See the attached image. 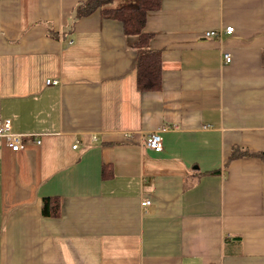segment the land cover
I'll return each mask as SVG.
<instances>
[{"label":"crops","instance_id":"crops-1","mask_svg":"<svg viewBox=\"0 0 264 264\" xmlns=\"http://www.w3.org/2000/svg\"><path fill=\"white\" fill-rule=\"evenodd\" d=\"M89 1L0 0V264H264V0H161L158 92Z\"/></svg>","mask_w":264,"mask_h":264},{"label":"trees","instance_id":"trees-1","mask_svg":"<svg viewBox=\"0 0 264 264\" xmlns=\"http://www.w3.org/2000/svg\"><path fill=\"white\" fill-rule=\"evenodd\" d=\"M161 7V0H90L77 9V19L99 10L104 19L122 23L126 36L137 38L134 48L138 53L139 89L142 92H158L163 86L161 53L151 50L153 37L145 34L148 14ZM50 202L45 201L44 215H49Z\"/></svg>","mask_w":264,"mask_h":264},{"label":"built area","instance_id":"built-area-1","mask_svg":"<svg viewBox=\"0 0 264 264\" xmlns=\"http://www.w3.org/2000/svg\"><path fill=\"white\" fill-rule=\"evenodd\" d=\"M227 35H232L235 32L234 28H227L224 31ZM221 31H210L205 33V38H216L221 36ZM225 63L229 64L232 62L231 55H225ZM58 81H47L48 86L58 85ZM0 139L4 140L6 145L13 153H21L26 149L25 137L22 135H17L13 131V126L10 121H4L0 118ZM38 144H41L39 142ZM146 145L148 149L152 150L155 153H161L163 151V138L160 133H153L147 138ZM79 148V143H77L73 149L77 150ZM151 203L145 201L142 203L143 208H147Z\"/></svg>","mask_w":264,"mask_h":264}]
</instances>
